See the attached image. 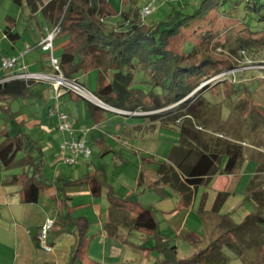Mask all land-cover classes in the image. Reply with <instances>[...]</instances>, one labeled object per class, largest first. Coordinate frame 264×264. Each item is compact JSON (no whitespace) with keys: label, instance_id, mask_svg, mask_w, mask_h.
Segmentation results:
<instances>
[{"label":"trees","instance_id":"trees-1","mask_svg":"<svg viewBox=\"0 0 264 264\" xmlns=\"http://www.w3.org/2000/svg\"><path fill=\"white\" fill-rule=\"evenodd\" d=\"M12 1L23 4V0ZM66 2V9L59 18V33L68 36L58 57L61 71L65 77L76 79L81 84L83 82L78 74L95 71L97 89L93 93L107 106L125 111L132 117L160 121L162 127H178L179 141L169 161L160 165L159 173L163 183L179 191L182 207L192 205L193 189L219 173L218 164L223 155L227 156V161L220 174L235 173L244 157L243 144L220 136H208L203 128L211 124L210 118L202 117V109L191 111L190 107L199 100L208 109L210 101L205 98V92L218 97L226 106H231V99L243 92L241 85L232 84L231 91L222 94L221 86L228 82L224 81L214 86L206 84V88L193 94L202 82L233 66L231 61L215 59L213 54L202 50L214 43L220 47L222 30L218 25L226 18L237 17L233 25L234 43L230 50L240 57L242 54L264 57V0H195L180 6L171 4V10L164 18L151 23L142 19L143 8L137 5L138 0H123L124 8L120 11L113 7L110 0ZM116 16L119 20L111 27L109 20ZM5 33L12 42L18 37L11 26L5 28ZM35 82L24 78L0 79V115L4 121L13 117L12 102L26 98ZM242 85L246 94L250 92L251 86ZM67 93L73 95L69 91ZM88 102L93 106L94 103ZM243 106L244 101L240 100L239 108L243 110ZM168 107L171 108L166 109ZM0 137L4 139L0 144V166L4 171L16 165L35 166L33 176L29 173L7 175L4 184L19 185L25 203L37 202L46 188L58 189L53 200L57 203L60 220L69 232L77 236V247L69 264H83L90 237V222L86 216H74L66 187L88 185L93 196L100 197L104 182L91 172L75 180L47 178L40 165H44V158L37 141L23 131L12 134L3 125L0 126ZM35 148L39 151L38 156L34 155ZM20 151L24 155L17 159ZM39 158L40 162L37 161ZM254 186L251 181L249 190ZM108 199L111 207L120 211L119 215L123 214L124 208L137 206L134 216L126 220V226L151 234L159 232L151 207L142 206L130 197L118 196L112 190ZM219 226L223 232L211 247L219 249L223 244L227 245L235 250L238 257L250 261L255 257L261 258L260 253H263L264 261L263 215L250 214L241 224L226 215L220 218ZM110 234H113L112 231ZM230 234H234L235 238L229 237ZM201 258V254L196 255L193 261Z\"/></svg>","mask_w":264,"mask_h":264},{"label":"rangeland","instance_id":"rangeland-1","mask_svg":"<svg viewBox=\"0 0 264 264\" xmlns=\"http://www.w3.org/2000/svg\"><path fill=\"white\" fill-rule=\"evenodd\" d=\"M110 1L117 11L124 8L123 0ZM194 1L158 0L157 8L146 17L145 22L151 23L164 18L171 10V4L180 6ZM147 2L148 0H138L137 5L143 8ZM20 15L21 23L33 24L40 30L38 21L43 19L41 12L34 17L32 7L25 0L23 5L15 4L12 0H0V24H3L0 30V43L5 54L18 51L23 44L22 41H18L17 47H12L11 40L4 37L2 31L6 26L7 16H12L15 20L20 18ZM236 19V16H232L218 25L222 30L219 38L220 47L214 43L202 48L203 51L213 54L215 59L231 61L233 66L202 82L193 94L203 90L206 84L214 86L217 82L224 81L228 82L221 86L222 94L231 91L232 84L241 85L243 92L237 98L231 99L233 101L231 106L224 105L218 97H212L211 93L205 92V98L210 101L209 108L206 109L199 100H196L190 109L191 111L202 109V117L210 118L211 124L203 128L208 136H220L241 142L244 157L234 175L226 176L227 183L224 185L225 177L219 178L220 171L227 161V156L223 155L218 164L219 173L215 179L212 178L194 190L193 204L187 209L181 205V195L170 185L163 183L159 173L160 165L166 162L172 146L179 141L178 127L166 128L162 127L160 121L152 122L149 118L132 117L126 113L117 114L110 108H96L94 113L96 119L100 121L93 132L100 137L102 144L92 143V155L69 166L64 163L62 152H60L62 157L56 155L55 145L63 132L60 133L53 125L49 127L50 122L55 123V117L49 116L47 111L59 109V112H67L72 119L80 118L79 123L86 127L94 122L87 100L79 99L77 102H69L68 105H60L55 94L45 87L52 85L38 81L31 85L26 98L12 102L11 120L4 121L0 115V126H7L12 134L23 131L41 145L44 165L43 163L40 165L43 166V173L47 178H54L58 167V177L61 170L64 171V175L72 174V170L68 171V168L74 167L73 169L80 172L78 174L74 170V180L84 173L91 172L97 174L104 182L102 196L94 198L90 193L78 194L76 200L79 199L77 202L81 205L75 207V202L73 204L74 216H86L90 222V237L83 264H264L263 253H260L261 258L255 257L250 261L248 258L245 260L238 257L235 250L227 245L223 244L219 249L211 247L213 241L223 232L219 226L222 216L229 215L237 224L244 222L250 214L264 216V57L247 54L240 57L238 53L230 50L234 43L233 25L237 22ZM118 20L119 16L111 18L109 25L114 27ZM67 40V37L61 35L54 41L55 56H59ZM32 42L30 41V44L33 45ZM26 62L27 71L40 72L42 62L38 50L28 54ZM34 62L36 66L33 65ZM78 76L89 90L96 91L95 71L81 73ZM242 83L251 86L247 94ZM63 91L64 89L60 90L59 94ZM240 100L244 101L243 110L239 108ZM41 127L44 128L40 130ZM116 136L128 139V144L118 141ZM98 137L96 138L99 139ZM3 140L0 137V144ZM38 154L39 151L35 148L34 155ZM23 155L24 153L20 151L17 159ZM40 160L41 158L37 161ZM78 165L81 166L76 168ZM34 168L32 165L25 167L16 165L5 169V172L8 176L15 173L21 176L29 173V176H33ZM251 181L254 182L255 188L249 190ZM218 185H222L224 189L218 190ZM110 187L113 188L109 189ZM110 190L118 196L130 197L142 206L151 207L158 221L159 232L151 234L126 226V220L134 216L137 206L132 209L126 207L122 211L123 214L119 215L118 209L114 211L112 210L114 208H110L108 199ZM202 201H205L204 205ZM114 212L116 219L112 217ZM107 223L113 225L109 226ZM111 231L113 234H110ZM229 237L235 238L234 234H230ZM199 254L202 258L193 261ZM217 256L219 257L215 260L212 259Z\"/></svg>","mask_w":264,"mask_h":264},{"label":"crops","instance_id":"crops-1","mask_svg":"<svg viewBox=\"0 0 264 264\" xmlns=\"http://www.w3.org/2000/svg\"><path fill=\"white\" fill-rule=\"evenodd\" d=\"M25 1L29 6L32 7V11L34 12V17L40 14V12L43 14V19H41V21H38V26L40 30H37V27H34L33 24L30 23L26 24L25 22L21 23L20 21L21 15L20 18L15 20L12 16L6 17L5 19L6 26L2 30L3 36L8 38L5 33V28L7 26H11L12 31L18 34V37H16L15 42L11 41L12 47L16 48L17 47L16 44L18 41H22L23 44L21 47L18 48V51L5 54L6 52H4V48L0 43V46L2 48V53H0L1 59L3 56L4 57L18 56L27 44L31 45L32 49L24 57L20 58L16 66L12 69H8V70L2 69L1 61H0L1 80H9L15 78L16 75L26 70L27 69V65L25 64L27 63L26 56L30 54L33 50H38L41 57L42 68L40 69V72H46V71L50 72L52 69L50 64V53L44 51L41 47H38L37 45L47 35L49 31L54 29V27H56L59 24V18L62 16V13L66 9L67 0H25ZM2 25L3 24H0V30L3 27ZM61 35H64L68 39V36L66 34L60 32L57 34L55 40ZM30 41H33L32 42L33 45L30 44ZM33 65L36 66L35 62L33 63ZM37 71L39 70L29 71V72H37ZM79 79L81 78L79 77ZM45 87L49 88V90L55 94L60 105L62 104L68 105L69 102L71 101L77 102L79 99H82V98H77L74 95L68 94L66 91H63L61 94L58 95L54 90H52V87L50 86L48 87V85ZM90 106H91L90 112L92 114L91 117L94 120L92 125L86 124L87 126L83 127L81 126L83 124L79 123L80 118L72 119V117L70 116V119L71 121H73V125L75 128V136L78 138L87 139L89 145L91 146L92 143L94 142L102 144V140H100V137L96 136L95 133L93 132L94 129L97 128V123L100 121L96 119V115L94 112L96 108H101V107L95 104H93V106L92 105ZM58 110L59 109L48 110L47 113L49 116L55 117V123L53 124L50 122L49 127H51L50 125H53V127L59 131L58 129L59 119L57 113L59 112ZM115 113L123 114V113H118L116 111ZM43 128L44 127H41L40 130H42ZM59 132L61 133L62 131ZM96 137H98L99 139H97ZM66 138H68L67 134L61 133V137L58 140L59 142L55 145L57 152L56 155L59 157H62V154H60L59 145ZM116 138L118 139V141L124 144H128V139L125 138L121 139V137L119 136H116ZM176 145L177 143L172 146L169 154L166 157V161H169L171 153L173 152ZM81 159L82 158H80L79 161ZM79 166L81 165H78V167L76 166V168H79ZM73 168L74 167L68 168V171L72 170V174H67V175H64V171L61 170L60 171L61 174L59 177L74 180L73 178L74 170L77 171L78 174H80V172L78 169H73ZM58 169L59 167L57 168V173L54 176V178H59L57 176L59 175ZM232 175H234V173L220 174L219 178L223 179L225 177V179L223 180L225 181L224 185H226L227 183L226 176H232ZM216 176L217 175L213 176L212 178L215 179ZM6 177H7L6 172L3 170V168L0 169V264H69V261L77 247V236L69 232L68 229L64 226V224L60 220L56 206L57 203L53 200V196H57L58 189L56 187L46 188L37 202L25 203L22 201L20 186L5 185L4 180L6 179ZM212 178L208 179L207 182ZM224 185L223 187H225ZM217 189L222 191V189L224 188H222V185L221 186L218 185ZM174 190L177 193H179V191H177L176 189ZM194 190L195 189H193V191ZM66 191L71 197L72 205L75 202L76 204V206L74 205L75 207L81 205L79 202H77L79 199L76 200V196L78 194L90 193L93 196L90 187L88 185L68 186L66 187ZM59 193H61V191H59ZM202 202L204 205L205 201ZM112 210L115 211V208ZM113 216H116L115 212L112 213V217ZM47 219L55 220V225L53 226V228L49 230L47 235L46 242L49 245L48 249L44 248L39 241V232L41 226L45 223Z\"/></svg>","mask_w":264,"mask_h":264},{"label":"built area","instance_id":"built-area-1","mask_svg":"<svg viewBox=\"0 0 264 264\" xmlns=\"http://www.w3.org/2000/svg\"><path fill=\"white\" fill-rule=\"evenodd\" d=\"M158 0H148L147 4L143 7L141 11L142 19L154 12L157 8ZM60 31L59 24L54 27L47 35L38 43V47H41L44 51L50 53V72H29L23 71L16 75L15 78H24L26 80L44 81L50 83L52 90L59 95L60 90L69 91L76 96L86 99L100 107H108L101 99H99L91 90H89L84 84H81L76 79H69L64 76L60 68V61L57 56L54 55V41L57 34ZM32 49V46L27 44L25 48L20 52L18 56L2 57L1 68L2 69H12L16 66L20 58L24 57ZM0 53H2V48L0 46ZM120 111L118 109H114ZM58 129L63 133H66L68 138L62 141L59 145L60 152L63 154L64 162L68 165L76 164L80 158L88 159L92 155V148L89 145L87 139L78 138L75 136V128L73 122L70 119V115L66 112L58 113ZM55 225V220L47 219L45 223L41 226L39 232V241L44 248H49L47 244L48 232Z\"/></svg>","mask_w":264,"mask_h":264},{"label":"clouds","instance_id":"clouds-1","mask_svg":"<svg viewBox=\"0 0 264 264\" xmlns=\"http://www.w3.org/2000/svg\"><path fill=\"white\" fill-rule=\"evenodd\" d=\"M100 107V106H99ZM105 108H110V109H112L113 111H116V110H114V109H116V108H113V107H110V106H108V107H105ZM119 110V109H118ZM116 112H118V113H126L125 111H122V110H120V111H116Z\"/></svg>","mask_w":264,"mask_h":264}]
</instances>
